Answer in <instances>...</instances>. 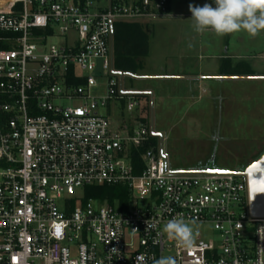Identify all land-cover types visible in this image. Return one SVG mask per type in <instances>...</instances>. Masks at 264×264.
I'll use <instances>...</instances> for the list:
<instances>
[{"label": "built area", "instance_id": "obj_1", "mask_svg": "<svg viewBox=\"0 0 264 264\" xmlns=\"http://www.w3.org/2000/svg\"><path fill=\"white\" fill-rule=\"evenodd\" d=\"M167 14L168 0L0 5V31L14 35L0 50V264H153L169 255L178 264H264V218L251 212L243 172L173 171L158 150L136 175L130 150L150 127L135 120L139 127L114 130L100 111L141 103L114 67L115 24ZM98 79L103 98L91 96ZM95 185H126L131 199L123 209L83 200ZM178 215L213 226L217 238L178 248L162 234Z\"/></svg>", "mask_w": 264, "mask_h": 264}, {"label": "rangeland", "instance_id": "obj_2", "mask_svg": "<svg viewBox=\"0 0 264 264\" xmlns=\"http://www.w3.org/2000/svg\"><path fill=\"white\" fill-rule=\"evenodd\" d=\"M91 1L97 8L107 6V0ZM154 19L148 25L147 21L142 25L148 36L150 54L136 74L124 75L127 93L149 95V113L143 116L150 127L153 110L154 130L164 137V150L173 171L210 166L235 170L241 156L250 157L264 147V79L236 76L214 83L201 78V85L194 86L191 92L185 86L173 91L167 85L171 82L167 78L179 72L173 69L176 59L166 58L164 52L174 47V41L182 34L190 38L181 39L180 46L200 43L207 55L221 52L238 56L236 62L242 64L240 68H250L256 75H264V31L254 38L244 31L224 36L210 31L199 34L195 32L192 20H185L181 22L182 27L171 30L165 25V17ZM176 33L179 34L177 38L174 37ZM48 43L63 42L50 39ZM105 82V79H98V86L91 89V96H107ZM145 104L142 100L140 107L128 112L126 101H117L100 111L109 114L114 130L121 122L136 128L139 124L135 120L142 115ZM198 225L199 235L204 240L217 238L213 226Z\"/></svg>", "mask_w": 264, "mask_h": 264}, {"label": "clouds", "instance_id": "obj_3", "mask_svg": "<svg viewBox=\"0 0 264 264\" xmlns=\"http://www.w3.org/2000/svg\"><path fill=\"white\" fill-rule=\"evenodd\" d=\"M210 3L189 5L191 20L195 32L203 34L212 32L218 36L246 32L250 37H256L264 31V0H213ZM258 170L249 173L250 199L253 201L258 194H264V173L257 178ZM162 234L175 242L178 248L190 250L196 245L199 236V225L195 220L178 215L166 221ZM117 253V249L111 250ZM138 259L143 260L140 256ZM153 264H178L174 256H161Z\"/></svg>", "mask_w": 264, "mask_h": 264}, {"label": "trees", "instance_id": "obj_4", "mask_svg": "<svg viewBox=\"0 0 264 264\" xmlns=\"http://www.w3.org/2000/svg\"><path fill=\"white\" fill-rule=\"evenodd\" d=\"M13 34H6L0 31V50L11 48V44L7 40L12 38ZM149 42L148 36L145 33L142 25L138 21L124 22L120 21L115 24L114 30V67L116 72L123 75H134L137 71L143 68V59L148 55ZM240 64L233 68L222 69L224 75L242 76L254 75L255 72L246 67L240 68ZM244 65H247L246 63ZM139 101H145L146 104L141 109V116H138L136 121L148 124L143 114L149 113L150 97L146 94H133ZM124 101V100H121ZM159 138L151 135L148 140L140 146L132 147L130 150L131 162L136 175L146 167L145 155L148 153H158ZM83 200L95 199L101 202H106L112 207L123 209L131 199V193L126 185H101V186H86L83 188Z\"/></svg>", "mask_w": 264, "mask_h": 264}, {"label": "crops", "instance_id": "obj_5", "mask_svg": "<svg viewBox=\"0 0 264 264\" xmlns=\"http://www.w3.org/2000/svg\"><path fill=\"white\" fill-rule=\"evenodd\" d=\"M111 0H107V6L109 5V2ZM125 2H131L135 0H122ZM204 3H210L215 7V4L213 0H168V14L165 16L167 19L166 24L169 29H177L182 27L183 24L181 22L188 20L191 21V12L188 10L189 5H200L203 6ZM106 6V7H107ZM154 21V18H146L139 20L138 22L141 25L149 24V21ZM155 26H159L156 24ZM177 35L174 34V37L177 38ZM190 35V34H185ZM199 35V34H198ZM191 36V35H190ZM190 38L189 36H184L180 34V36L174 41V47H171L167 49L166 52H164L166 58H170L176 61L173 65L175 67L174 70H178L176 72V75L169 76L167 79H169L171 82L168 87L172 88L173 91H177L180 86H185L186 89L191 92L192 88L196 85H201V78L202 79H210L213 80L214 83L219 82L223 79H232V77H228V75H224L222 72L223 67L226 68H233L234 66H237L236 58L234 55H230L228 53H221L218 52L217 54H209L205 52V47H202L200 43H197L196 45L188 46V47H182L180 46V40ZM150 52H148V55L146 58H148ZM145 58V61H146ZM144 60V59H143ZM171 60V61H173ZM146 65V62H145ZM192 72V73H189ZM124 83V82H123ZM125 88V87H124ZM214 94L216 93L215 89H212ZM125 92L127 93V90L125 89ZM131 94V93H129ZM135 94V93H134ZM148 95V94H146ZM205 169H208L205 168Z\"/></svg>", "mask_w": 264, "mask_h": 264}, {"label": "water", "instance_id": "obj_6", "mask_svg": "<svg viewBox=\"0 0 264 264\" xmlns=\"http://www.w3.org/2000/svg\"><path fill=\"white\" fill-rule=\"evenodd\" d=\"M121 80V86H123L124 82V75L123 73H118ZM123 91V90H122ZM125 92V91H123ZM126 93V92H125ZM150 133L153 136H156L159 138V153L161 157H163L167 163H169L168 157L164 150V137L161 133H156L154 130V120H153V110L151 109V123H150ZM254 170H258L261 173H264V152L262 155L254 161L252 164H250L247 168H245L243 171H241L239 168L235 170H223L218 168H208V169H192L188 171H178V172H196V171H202L205 173H237V172H243L247 178H248V184H249V173H252ZM261 173H257V178ZM249 192H250V186H249ZM250 207L251 212L254 216L259 218H264V194H258L255 199L252 201L250 199Z\"/></svg>", "mask_w": 264, "mask_h": 264}, {"label": "flooded vegetation", "instance_id": "obj_7", "mask_svg": "<svg viewBox=\"0 0 264 264\" xmlns=\"http://www.w3.org/2000/svg\"><path fill=\"white\" fill-rule=\"evenodd\" d=\"M257 77L260 79H264V75H256V73L254 75H242L239 76V78L241 77ZM228 77H232L235 78L236 76H228ZM264 152V147L257 153L252 154L250 157H248L247 155L245 156H241L239 158L238 163L235 165V169L239 168L241 171H243L245 168H247L250 164H252L254 161H256ZM210 168H213L212 166H210ZM215 169V168H213Z\"/></svg>", "mask_w": 264, "mask_h": 264}, {"label": "bare ground", "instance_id": "obj_8", "mask_svg": "<svg viewBox=\"0 0 264 264\" xmlns=\"http://www.w3.org/2000/svg\"><path fill=\"white\" fill-rule=\"evenodd\" d=\"M5 2V0H0V5L3 4Z\"/></svg>", "mask_w": 264, "mask_h": 264}]
</instances>
